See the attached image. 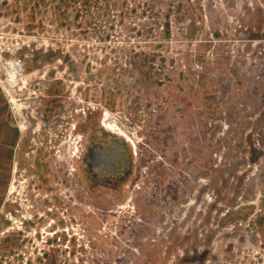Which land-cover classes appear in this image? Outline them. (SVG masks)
Wrapping results in <instances>:
<instances>
[{
	"label": "rangeland",
	"instance_id": "obj_1",
	"mask_svg": "<svg viewBox=\"0 0 264 264\" xmlns=\"http://www.w3.org/2000/svg\"><path fill=\"white\" fill-rule=\"evenodd\" d=\"M0 68V264H264V0H0Z\"/></svg>",
	"mask_w": 264,
	"mask_h": 264
},
{
	"label": "flooded vegetation",
	"instance_id": "obj_2",
	"mask_svg": "<svg viewBox=\"0 0 264 264\" xmlns=\"http://www.w3.org/2000/svg\"><path fill=\"white\" fill-rule=\"evenodd\" d=\"M92 155V168L100 175L118 174L124 164L128 163L127 150L123 145L116 141H109L102 138L98 139L95 147L89 151Z\"/></svg>",
	"mask_w": 264,
	"mask_h": 264
},
{
	"label": "crops",
	"instance_id": "obj_3",
	"mask_svg": "<svg viewBox=\"0 0 264 264\" xmlns=\"http://www.w3.org/2000/svg\"><path fill=\"white\" fill-rule=\"evenodd\" d=\"M0 139H11L15 140L18 138V129H15L11 127L9 128V122H8V103L5 100V97L0 93ZM4 107V108H3ZM15 134V135H14Z\"/></svg>",
	"mask_w": 264,
	"mask_h": 264
},
{
	"label": "built area",
	"instance_id": "obj_4",
	"mask_svg": "<svg viewBox=\"0 0 264 264\" xmlns=\"http://www.w3.org/2000/svg\"><path fill=\"white\" fill-rule=\"evenodd\" d=\"M2 83V69L0 68V84Z\"/></svg>",
	"mask_w": 264,
	"mask_h": 264
}]
</instances>
